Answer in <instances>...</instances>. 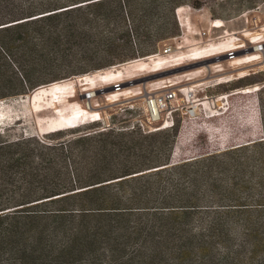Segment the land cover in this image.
<instances>
[{
	"label": "trees",
	"instance_id": "trees-1",
	"mask_svg": "<svg viewBox=\"0 0 264 264\" xmlns=\"http://www.w3.org/2000/svg\"><path fill=\"white\" fill-rule=\"evenodd\" d=\"M207 1L0 0V100L153 55ZM263 94L259 133L195 155L198 121L1 132L0 264H264Z\"/></svg>",
	"mask_w": 264,
	"mask_h": 264
},
{
	"label": "rangeland",
	"instance_id": "rangeland-1",
	"mask_svg": "<svg viewBox=\"0 0 264 264\" xmlns=\"http://www.w3.org/2000/svg\"><path fill=\"white\" fill-rule=\"evenodd\" d=\"M180 8L176 11L180 34L160 42L158 52L150 55L154 58H165L171 66L163 67L157 72H142L122 83L188 65H202L215 60L216 62L146 83L123 87L122 90L126 94H118L119 97L115 94L118 97L115 101L107 100L113 93V90L106 91L111 85L101 84L94 90L97 96L90 100L85 99L87 92L82 91L85 87L77 85V79L81 82L80 78H93L114 71L126 74L125 64L128 62L62 79L53 83L65 81L66 85H76L77 89L75 98L71 99L65 110L62 109L64 112L60 109L44 110L51 104L49 98L29 102L30 96L40 87L26 95L1 99L0 133L5 132L14 138L22 135H43L59 129L68 134L67 137H71L86 132L96 134L110 126L117 132H126L136 124V118L145 120V96L161 94L165 90L158 89V83L182 79L184 82L175 88L178 102L183 98L179 89L194 86L196 98L216 97V116L206 118L202 115L195 120L179 115L175 117V124L180 125L198 121L184 130L178 156L195 155L206 149H217L255 136L259 133L260 116L255 95L264 90V0H209L201 9L189 5ZM256 47L258 49H255ZM250 48H254V51L248 52ZM212 49L226 52L199 60L186 59L190 55H198ZM238 51L245 53L237 56ZM230 53L234 55L230 56ZM255 57L259 59L250 61ZM145 58L147 57L139 59ZM146 62L149 63V60ZM184 77L191 79L186 80ZM140 90L144 91L143 94H140ZM226 95L227 103L223 98ZM262 96L264 98V94ZM82 108L93 111L95 117L100 115L102 120L92 122L85 117L77 124H69V127L78 126L76 128L60 129L65 124L64 116L60 115L71 114L74 117L79 113L76 116H80L83 114Z\"/></svg>",
	"mask_w": 264,
	"mask_h": 264
},
{
	"label": "built area",
	"instance_id": "built-area-1",
	"mask_svg": "<svg viewBox=\"0 0 264 264\" xmlns=\"http://www.w3.org/2000/svg\"><path fill=\"white\" fill-rule=\"evenodd\" d=\"M233 55L234 53H230V56ZM102 77L105 76L103 75ZM185 79L190 80L191 78L186 77ZM182 82H184L182 79H174L167 81V83H158V89L165 90L161 94L145 96L143 111L146 116L145 120L141 117L136 118V124L131 129L138 127L145 133H152L172 128L175 125V117L178 115L189 120H195L202 115L206 118L216 116V97L196 98L194 86L179 89V92L183 93V98L178 102L175 88ZM123 84L118 82L109 86L113 88V93L109 95L111 96L110 98L107 97V100L111 98L113 100L118 99L119 96L117 97L115 94L125 93L122 90ZM143 92L140 90V94H143ZM90 95L91 92H87L84 98H90ZM223 98L227 103V95L223 96ZM91 118L92 120L94 119L93 117ZM95 118L98 119L96 122L102 120L100 115Z\"/></svg>",
	"mask_w": 264,
	"mask_h": 264
},
{
	"label": "bare ground",
	"instance_id": "bare-ground-1",
	"mask_svg": "<svg viewBox=\"0 0 264 264\" xmlns=\"http://www.w3.org/2000/svg\"><path fill=\"white\" fill-rule=\"evenodd\" d=\"M180 10H181V8H180ZM255 49H258V47H256ZM225 52H226L225 50L214 51L212 49V50H209L207 52H202L198 55H194V56L190 55L186 59L199 60V59L207 58V57L218 55V54L225 53ZM257 59H259V58L255 57L253 59H250V61H254ZM148 60H149V63L146 62ZM168 63L169 62L165 61V58H161V57L160 58H154L153 56H150V57H147L145 59H137V60H133V61H130V62L125 64L126 69H127L126 74L122 71H114V72H107L105 74L102 73V74H99L98 76H95L93 78L83 77V78H80L81 82H79V80L77 79V85L79 84L81 87H85V88H82L83 92H85V93L91 92L90 98H87L90 100L94 96H97L96 92L94 90H96L100 84L101 85H114L115 83H118V82L119 83L124 82L125 79H131L133 77H136L138 74H140L142 72H146V73L157 72V71L161 70L163 67H170L171 65H169ZM103 75L105 77H102ZM65 83H67V82L60 81V82L51 84V86H49V87H44V86L40 87L39 89H37L33 93L32 96H30L29 102L32 103V102H37L38 100L40 101V99L43 100L45 98L46 99L49 98L50 99L49 102L51 103L50 104L51 106L48 105V107L44 108V110H58V109H60L62 112H64L63 110H65V108L68 107V105L71 103V99L75 98L76 93H77L76 92V90H77L76 85H66ZM118 94H120L122 96L124 93L123 94L117 93V95ZM109 100L115 101L112 98ZM44 103H46V101ZM82 112H83L82 115L76 116L77 114H79V113H77L76 115H74V117L71 114L60 115V116H64V119H65V124L60 129L76 128L78 126L69 127L70 126L69 124H71V125L77 124V123L81 122L80 119H84L85 117H87L91 121H97L98 120L97 118H95V114L93 111H89L88 109L82 108ZM91 117H93L94 119L92 120Z\"/></svg>",
	"mask_w": 264,
	"mask_h": 264
},
{
	"label": "water",
	"instance_id": "water-1",
	"mask_svg": "<svg viewBox=\"0 0 264 264\" xmlns=\"http://www.w3.org/2000/svg\"><path fill=\"white\" fill-rule=\"evenodd\" d=\"M253 51H254V48H250L248 50V52H253ZM244 53H245V51H238L236 53V55L240 56V55H243ZM214 62H216V60L212 61V62H209V63H214ZM209 63H205V64H202V65L193 64V65H188V66H185V67H180V68H177V69H173V70H170V71H163V72H160V73H155V74L149 75V76L144 77V78H140V79H136V80H132V81H129L127 83H124L122 87H129L131 85L146 83V82H148L150 80L164 78V77H167V76H170V75H173V74H176V73H180V72L192 69V68H196V67H199V66H203V65H206V64H209ZM112 90H113V88H110V89H107L106 91H112Z\"/></svg>",
	"mask_w": 264,
	"mask_h": 264
}]
</instances>
